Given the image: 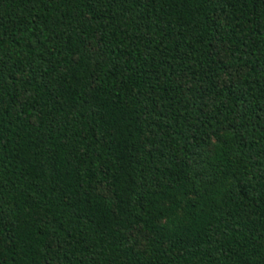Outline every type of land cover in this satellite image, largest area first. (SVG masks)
Here are the masks:
<instances>
[{
	"label": "trees",
	"instance_id": "trees-1",
	"mask_svg": "<svg viewBox=\"0 0 264 264\" xmlns=\"http://www.w3.org/2000/svg\"><path fill=\"white\" fill-rule=\"evenodd\" d=\"M0 264H264V0H0Z\"/></svg>",
	"mask_w": 264,
	"mask_h": 264
}]
</instances>
